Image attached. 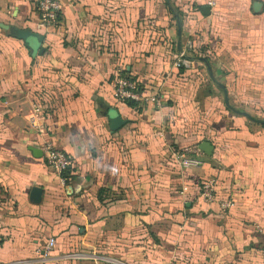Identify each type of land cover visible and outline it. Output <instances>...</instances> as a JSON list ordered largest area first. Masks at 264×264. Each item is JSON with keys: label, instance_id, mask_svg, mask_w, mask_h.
Instances as JSON below:
<instances>
[{"label": "crops", "instance_id": "1", "mask_svg": "<svg viewBox=\"0 0 264 264\" xmlns=\"http://www.w3.org/2000/svg\"><path fill=\"white\" fill-rule=\"evenodd\" d=\"M59 1L43 30L33 0H0V261L53 238L45 264H264V0ZM118 76L160 103L118 102ZM45 139L65 185L30 149ZM202 141L201 166L178 164Z\"/></svg>", "mask_w": 264, "mask_h": 264}, {"label": "built area", "instance_id": "2", "mask_svg": "<svg viewBox=\"0 0 264 264\" xmlns=\"http://www.w3.org/2000/svg\"><path fill=\"white\" fill-rule=\"evenodd\" d=\"M35 3L36 11L38 13L35 21V26L38 29L49 30L55 23H57V17L61 11V3L59 0H33ZM190 41L186 42V50L181 51L176 55L173 60V66L176 68L190 69L195 66L194 60L190 59L186 55V51L190 48ZM113 96L120 102H141V103H153L159 104L162 95L158 92H145V90L132 78L126 76H118L113 83ZM43 112V105L40 102L32 103L30 113L27 120L34 128L38 127V116ZM41 155L45 160V163L53 170L58 176L62 185L66 184L67 177L66 171L71 165V159L60 148L55 147L51 141L45 139L40 143ZM200 149L197 146H188L179 151H176V158L178 164L184 167H199L202 165V160L195 156ZM174 154V155H175ZM194 154V155H192ZM216 187V180L214 178H205L200 185L198 197L203 202H210L214 199V192ZM229 202L222 203V206L229 205ZM55 241L53 238L48 239L41 257L38 259H14L11 261H0V264H45L49 259V252L53 248ZM95 255L74 252L67 255V258L71 259H84L93 258ZM99 257V256H96ZM166 264H175L174 262H168Z\"/></svg>", "mask_w": 264, "mask_h": 264}, {"label": "water", "instance_id": "3", "mask_svg": "<svg viewBox=\"0 0 264 264\" xmlns=\"http://www.w3.org/2000/svg\"><path fill=\"white\" fill-rule=\"evenodd\" d=\"M203 10H204L205 12H207V11H208V7H204ZM118 120H119V119H118ZM198 148H199L201 151L205 152L206 154H211V152H212V146H211V144H210L209 142H207V141H202V142H200L199 145H198ZM30 149H31V151L34 153V155H36V156H41V151H39L38 149H36V148H34V147H31ZM41 193H42V190H41L40 187H33V188L31 189V191H30V195H31V197H32L36 202H38V201L40 200Z\"/></svg>", "mask_w": 264, "mask_h": 264}, {"label": "trees", "instance_id": "4", "mask_svg": "<svg viewBox=\"0 0 264 264\" xmlns=\"http://www.w3.org/2000/svg\"><path fill=\"white\" fill-rule=\"evenodd\" d=\"M178 69H181V70H183L184 68H178ZM128 102H132V101H128ZM130 104V103H129ZM132 104V103H131ZM67 177V176H66ZM68 178V177H67ZM67 182V181H66Z\"/></svg>", "mask_w": 264, "mask_h": 264}, {"label": "rangeland", "instance_id": "5", "mask_svg": "<svg viewBox=\"0 0 264 264\" xmlns=\"http://www.w3.org/2000/svg\"><path fill=\"white\" fill-rule=\"evenodd\" d=\"M34 2V1H33Z\"/></svg>", "mask_w": 264, "mask_h": 264}]
</instances>
